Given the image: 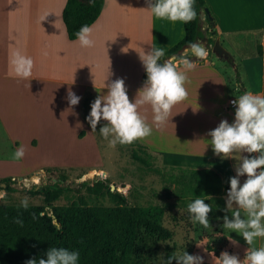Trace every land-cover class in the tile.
I'll use <instances>...</instances> for the list:
<instances>
[{"label":"crops","instance_id":"1","mask_svg":"<svg viewBox=\"0 0 264 264\" xmlns=\"http://www.w3.org/2000/svg\"><path fill=\"white\" fill-rule=\"evenodd\" d=\"M66 2L0 0V125L7 138L0 145V181L33 176L47 169L90 172L103 166L101 136L98 129L92 132L87 121L91 111L88 106L99 95H106L105 84L116 79L124 80L129 99L134 102L147 80L139 53L160 47L166 53L184 37V23L156 19L146 10L145 0H103L97 19L90 25L95 46L83 48L77 39L68 38L62 20ZM204 3L213 26L202 11L201 31L213 37L238 31L235 27L241 26L240 22L256 24L257 30L264 28V0ZM14 51L32 58L30 79L11 74L9 58ZM180 54L184 57L186 52ZM187 75L188 97L174 106L165 126L156 128L151 107H140L152 134L137 142L165 165L210 169L219 176L226 168L231 173L229 180L236 175L240 155L248 154L237 153L222 160L214 154L207 135L222 120L234 122L235 107L228 105L232 97L227 80L212 58L196 64ZM69 90L80 97L74 107L68 102ZM17 123L26 125V140L13 129ZM105 123L101 121L97 127ZM21 147L27 150L26 159H9L2 153L7 149L14 153Z\"/></svg>","mask_w":264,"mask_h":264},{"label":"rangeland","instance_id":"2","mask_svg":"<svg viewBox=\"0 0 264 264\" xmlns=\"http://www.w3.org/2000/svg\"><path fill=\"white\" fill-rule=\"evenodd\" d=\"M238 12L241 13L240 7ZM209 16L212 18L211 15ZM256 23L258 24V21ZM240 25L235 27L238 31L218 34L216 37L210 32L202 31L203 38L196 42L202 43L207 49L206 58L197 59L191 54L190 48L182 51V53L186 52L184 57L196 64L212 58L217 68L223 72L228 83L229 96L234 100L247 91L264 94V28L257 30L254 29L256 24L242 25L241 22ZM215 40H218L220 46L229 53L230 58L220 60L212 52ZM25 126L20 123L13 125V129L23 140H26L27 136ZM97 129L99 131L100 128ZM100 138L103 166L93 167L97 169L90 172L44 170L34 173L33 176L7 180L5 183L0 181V205H24L22 202H26V206L44 207L46 214L50 215V208L45 206L43 196L29 194V191L36 187V190L49 189L61 193V196L51 203V207L68 206L78 197H82L89 207H112L117 201L112 202L106 190H103V197H95L88 193V189L96 180L104 181L108 184L111 193L123 197L128 206L137 207L148 214L157 211L159 224L171 234V238L165 241L141 234L137 239L138 249L131 258V264H166L170 255L180 254L184 250L191 255L202 256L204 264H214L210 253H214L218 258L222 252L227 251L229 254L238 255L241 261L245 258L249 246L244 239L223 228V217L226 214L223 210L225 197L230 187L225 181H229L230 171L226 168L221 169L223 180L217 172L210 169H187L165 165L136 142L130 145L118 144L115 149H111L107 141ZM6 139L0 125V145ZM68 148L73 149L70 146ZM24 150L26 159L27 150ZM2 153L6 158L13 159V156H7L13 155L12 151L7 149L2 150ZM135 156L144 158L149 163V167L138 162ZM204 172L208 174L205 176ZM217 175L220 181L217 185L218 192L215 195L204 193L205 195L200 197L212 206V212L209 214L210 225L205 228L198 223L193 224L187 206L199 196L182 183L188 182L190 177H195L201 181L206 180L212 185ZM245 179L246 177H240L242 182ZM192 185L195 186L194 183ZM6 188L12 191L9 192ZM228 215L231 218L230 213ZM229 237L237 244L233 245ZM253 247H264V238H257Z\"/></svg>","mask_w":264,"mask_h":264},{"label":"clouds","instance_id":"3","mask_svg":"<svg viewBox=\"0 0 264 264\" xmlns=\"http://www.w3.org/2000/svg\"><path fill=\"white\" fill-rule=\"evenodd\" d=\"M148 11L160 20L172 23H190L197 18L195 0H145ZM83 48H92V28L83 25L75 34ZM191 54L197 59L206 58L207 49L202 43H190ZM124 51V50H123ZM165 52L162 47L151 48L139 53L141 63L146 71L147 80L138 90L136 99L131 102L123 79H116L107 87L106 95H99L91 104L87 121L92 132H96L101 121L106 122L99 129L101 137L111 149L119 145H130L143 140L152 134V126L146 122L139 109L149 105L153 113V124L162 128L169 122L172 109L188 97L185 87L189 82L187 73L195 70L196 63L187 57L168 60L161 63ZM11 74L28 80L32 76L34 62L20 51L10 54ZM69 105L79 104L80 97L69 90ZM235 107L234 122L226 119L207 133L214 154L222 160L240 155L235 166L236 175L229 179V190L225 197L226 213L223 217V228L230 233L241 236L249 246L245 258L241 261L238 255L222 252L217 258L210 253L214 264H264V247H253L257 238H264V94L247 91L232 102ZM256 154V155H253ZM24 156L23 147L13 153V159ZM240 177H246L241 184ZM211 198V197H210ZM26 206V202H22ZM189 218L193 224L207 228L210 225L209 214L212 206L204 199L197 197L187 206ZM231 218L229 217V214ZM233 245L237 242L231 240ZM46 258H32L25 264H78L79 252L66 248L50 247L44 254ZM166 264H204L203 257L191 255L185 250L170 255Z\"/></svg>","mask_w":264,"mask_h":264},{"label":"trees","instance_id":"4","mask_svg":"<svg viewBox=\"0 0 264 264\" xmlns=\"http://www.w3.org/2000/svg\"><path fill=\"white\" fill-rule=\"evenodd\" d=\"M102 2L103 0H67L62 20L70 40L77 39L75 34L81 26H90L97 19ZM195 8L197 18L183 24V39L171 47L161 61L171 57L180 58V53L189 48L190 43L203 38L200 13L206 9L204 0H195ZM144 78L147 79L146 72ZM88 108L91 110V104ZM135 159L149 167L144 158L135 156ZM203 174L206 176L208 173ZM2 181L5 183L7 180ZM219 183L217 175L212 185L195 177H190L182 185L203 197L204 193L215 195ZM35 188L29 194L42 195L45 206L50 208V215L41 206L0 205V264H25L32 258H46L44 254L50 247L78 251V264H131V258L138 249L136 242L141 234L154 236L160 241L171 238L170 232L159 224L157 211L148 214L137 207L128 206L123 197L111 193L104 181L96 180L88 193L103 197V190H106L111 201H117L112 207H89L82 197L68 206L51 207V203L61 193ZM6 190L12 191L8 188Z\"/></svg>","mask_w":264,"mask_h":264},{"label":"water","instance_id":"5","mask_svg":"<svg viewBox=\"0 0 264 264\" xmlns=\"http://www.w3.org/2000/svg\"><path fill=\"white\" fill-rule=\"evenodd\" d=\"M203 12H204V13L206 14V16L208 17V21H209L210 25L213 26L212 18L209 16L207 10L205 9ZM212 52H213V53H214V54H215L220 60H226V59L230 58L229 53H228L226 50H224V49L220 46L218 40H215V41H214L213 46H212ZM158 63H161V64H162L163 62H162V61H159ZM55 223H56V221L54 220V224H55Z\"/></svg>","mask_w":264,"mask_h":264},{"label":"built area","instance_id":"6","mask_svg":"<svg viewBox=\"0 0 264 264\" xmlns=\"http://www.w3.org/2000/svg\"><path fill=\"white\" fill-rule=\"evenodd\" d=\"M234 101V99H230L229 100V102H228V105L231 107V108H234V105H233V102ZM227 192H228V190H227Z\"/></svg>","mask_w":264,"mask_h":264},{"label":"flooded vegetation","instance_id":"7","mask_svg":"<svg viewBox=\"0 0 264 264\" xmlns=\"http://www.w3.org/2000/svg\"><path fill=\"white\" fill-rule=\"evenodd\" d=\"M3 185V184H2Z\"/></svg>","mask_w":264,"mask_h":264}]
</instances>
